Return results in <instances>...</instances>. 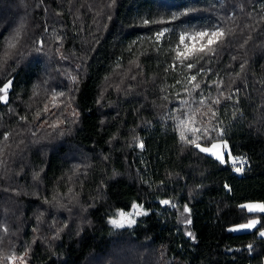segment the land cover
<instances>
[{"label": "trees", "instance_id": "1", "mask_svg": "<svg viewBox=\"0 0 264 264\" xmlns=\"http://www.w3.org/2000/svg\"><path fill=\"white\" fill-rule=\"evenodd\" d=\"M216 26L230 34L193 89L171 49ZM17 30L0 61V264H264V212L230 230L264 204V0H0V57ZM197 107L223 133L197 143L246 155L243 173L181 140ZM133 204L145 214L114 228Z\"/></svg>", "mask_w": 264, "mask_h": 264}, {"label": "snow or ice", "instance_id": "2", "mask_svg": "<svg viewBox=\"0 0 264 264\" xmlns=\"http://www.w3.org/2000/svg\"><path fill=\"white\" fill-rule=\"evenodd\" d=\"M190 11H193V9H189L188 11L181 13L182 15H187ZM178 17L176 15L172 16V19L175 20ZM231 19V17H230ZM163 22V21H158ZM145 23H148V21H145ZM169 32L168 28H164L160 31H158L155 34V39L157 42H159L163 37H165L166 33ZM230 34V30L226 29L224 27L216 26L212 29H204V30H198V31H184L179 34L178 42L176 46L171 49V51L174 53L173 55V64L170 65V67L174 70L176 67L180 66L189 72H191L193 69H196V73L191 75L188 78V81L190 84H192L193 89H199L200 83L197 82V77L201 76L204 73L203 66L197 67L200 65V62L203 60L210 59L212 56H214L218 50V48L224 43L227 36ZM19 37V30L8 39L7 41V47L5 49V52L3 54V57H0V61L6 62L9 58V50L15 48L16 42ZM246 43V41H245ZM243 65H241V70H243ZM167 71V69H166ZM179 83V81H178ZM11 85V81L4 84L2 88H0V93H3L4 95H0V100L6 101L7 99V91L8 88ZM187 91V89H186ZM191 94V93H189ZM59 95H64L63 93H60ZM223 95V93H221ZM228 99H231V97H227ZM184 104H188V101H184ZM198 105L203 106L205 104V100H200L197 102ZM213 104H219L220 99L217 98L212 101ZM209 111L212 112V115H215V112L212 111L211 105H208ZM44 111H47V106L45 107ZM181 112L183 114V118H176L177 119V128L180 130V138L182 141H185L186 143L194 145L196 148H198L201 152H211L213 156L220 162L224 163V156L221 149L220 144H212L211 148L207 147H201L197 141L199 139L203 138H209L208 133L209 132H217L216 128L212 129H206L202 127H197L196 125L200 123V121L197 119V114L200 113V108H189L187 110L181 109ZM39 115V114H38ZM21 119H25L24 117H21ZM189 125H192V127H188ZM52 127H57L58 125H51ZM186 133L191 134V138H189ZM199 134V135H198ZM218 135L222 136V132H217ZM9 139V134H4L3 140L7 141ZM139 147L143 148V143L140 142ZM226 147V145H224ZM3 156V151L0 150V157ZM232 163L235 166L236 158H231ZM0 163H3L2 160H0ZM242 169L240 167H236L235 171L240 172ZM227 187V186H226ZM163 204H169L170 202L165 200L162 201ZM133 209L138 208L139 206L136 204L132 205ZM242 207L247 208L249 211H255L259 210L260 212H264V204H248L243 205ZM186 212L189 211L187 206H185L184 209ZM137 215L145 214L137 212ZM132 213H124L120 212L118 213L119 219H112L110 220V223L114 227H123L125 220H127L128 223H134V221L128 219ZM188 223H191L190 220H188ZM257 221L253 220L249 222L248 224L241 225L240 228L249 229L255 226ZM6 231V229H5ZM191 235V233H189ZM260 235L264 237V231L260 232ZM15 259V258H13ZM19 259L23 262V257H19Z\"/></svg>", "mask_w": 264, "mask_h": 264}, {"label": "rangeland", "instance_id": "3", "mask_svg": "<svg viewBox=\"0 0 264 264\" xmlns=\"http://www.w3.org/2000/svg\"><path fill=\"white\" fill-rule=\"evenodd\" d=\"M212 144H214V143H212ZM212 144H211V145H212ZM215 144H220V145L222 146L220 150L222 151L223 156H224V154H225L226 152H229V147H228V145H227L226 142H215ZM211 145L208 146L207 148H211ZM224 145H226V147H224ZM206 153L212 155L211 152H206ZM248 204H263V203H262V202H259V201H249V202H246V203L243 204V205H248ZM246 210H247L248 212L252 213L253 216L250 217L247 221H245V222H243V223L235 224V225L231 226V227H230V230H231V231H234V232H245V231L253 230V229H255V228H257V227L259 226V224H260V214L263 213V212H260L259 210L249 211L247 208H246ZM120 212H123V211H118V212H116L115 215L112 217V219H119V217H118V213H120ZM137 212L144 213L143 208H142L141 206H139V207L136 208V209H132L130 212H128V213H132V215H131L128 219H130V220H132V221H134V222H135L137 219H139L143 214L137 215V214H136ZM112 219H111V220H112ZM253 220L257 221V223L255 224L254 227L249 228V229L240 228L241 225L248 224L249 222H251V221H253ZM132 224H133V223H128L127 220H125V222H124V226H123V227H125V226H129V225H132ZM111 225H112V224H111ZM113 227H114V226H113ZM114 228H120V227H114ZM261 231H264V227L260 229V232H261ZM260 232H259V233H260Z\"/></svg>", "mask_w": 264, "mask_h": 264}, {"label": "built area", "instance_id": "4", "mask_svg": "<svg viewBox=\"0 0 264 264\" xmlns=\"http://www.w3.org/2000/svg\"><path fill=\"white\" fill-rule=\"evenodd\" d=\"M231 158H236L235 166L233 165ZM223 164L230 165L234 170L236 167H240L242 169L241 173H243L245 170H247L250 167V162L246 155L230 154L228 160H225Z\"/></svg>", "mask_w": 264, "mask_h": 264}, {"label": "water", "instance_id": "5", "mask_svg": "<svg viewBox=\"0 0 264 264\" xmlns=\"http://www.w3.org/2000/svg\"><path fill=\"white\" fill-rule=\"evenodd\" d=\"M236 173L241 174V171H240V172H237V171H236Z\"/></svg>", "mask_w": 264, "mask_h": 264}]
</instances>
